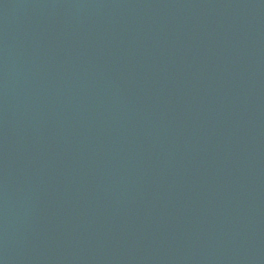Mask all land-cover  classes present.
Masks as SVG:
<instances>
[{
	"label": "water",
	"instance_id": "water-1",
	"mask_svg": "<svg viewBox=\"0 0 264 264\" xmlns=\"http://www.w3.org/2000/svg\"><path fill=\"white\" fill-rule=\"evenodd\" d=\"M0 264H264V0H0Z\"/></svg>",
	"mask_w": 264,
	"mask_h": 264
}]
</instances>
